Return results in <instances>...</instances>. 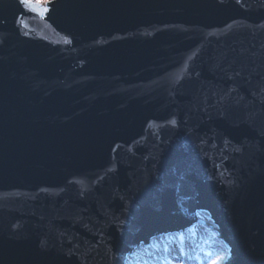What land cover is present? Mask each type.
I'll list each match as a JSON object with an SVG mask.
<instances>
[{
    "label": "water",
    "instance_id": "95a60500",
    "mask_svg": "<svg viewBox=\"0 0 264 264\" xmlns=\"http://www.w3.org/2000/svg\"><path fill=\"white\" fill-rule=\"evenodd\" d=\"M202 210L264 264V0H0V264H125Z\"/></svg>",
    "mask_w": 264,
    "mask_h": 264
},
{
    "label": "rangeland",
    "instance_id": "374dc122",
    "mask_svg": "<svg viewBox=\"0 0 264 264\" xmlns=\"http://www.w3.org/2000/svg\"><path fill=\"white\" fill-rule=\"evenodd\" d=\"M35 1H38L40 3H45L48 0H35ZM198 217H200L202 219L201 222L203 224L199 225V224L195 223V224H192L188 228H192L194 231H199L201 234L199 237L201 239V241L199 244H193V245H197V247H193L192 245H189V246H191L192 250L195 252V255L189 256L187 261L189 264H213V262H215V264H216L219 257L211 255V253H210L211 249H208V248L206 249L203 246L204 245L205 246L210 245L213 247H217V246H214L213 244H210L216 239L219 240L217 233H216L215 229L210 228L206 225L207 217L205 215H201ZM179 232H181V231L174 232V233H176L177 235H180L182 232L181 233H179ZM170 234H173V233H170ZM165 236H167V235H165ZM165 236H163L161 243L158 241V239H159L158 237L153 236L154 240H152V242H150V240H149L148 245L144 247L145 250L147 251V254L145 256L146 258L142 257L143 260H140V261L136 260L135 264H145V262H147V264H164V261L166 264H175V261H173L171 258L168 257L167 252L165 253L163 251V248H165V246H167V248H169L168 247L169 244L164 239ZM171 236H173V235H171ZM155 239H157V240H155ZM196 242H199V240L196 239ZM200 245H202V246H200ZM198 246H200V247H198ZM174 250L176 251L177 249L174 248ZM203 250L207 252L205 257L203 255V254H205V252ZM139 252H141V250ZM185 262H180V263H176V264H185Z\"/></svg>",
    "mask_w": 264,
    "mask_h": 264
},
{
    "label": "bare ground",
    "instance_id": "6f19581e",
    "mask_svg": "<svg viewBox=\"0 0 264 264\" xmlns=\"http://www.w3.org/2000/svg\"><path fill=\"white\" fill-rule=\"evenodd\" d=\"M197 215L201 216V215H205V213L204 212H197ZM207 223H208L207 226L212 228L213 223L211 222L210 219L207 221ZM181 232H179V233H181L180 235H177L176 233H173V234L169 233V234H162V235L157 236V237L159 238L158 241L161 243L163 236L167 235L164 237V239L169 244L168 247L170 249L168 248V251H165L164 250L165 248H163V251L165 253L167 252L168 257L171 258L173 261H175V264L180 263V262H185V261H186L185 264H189L187 259L189 258V256L195 255V252L192 250L191 246H189V245H192L193 247H197V245H193V244H199L200 243L201 239L199 237L201 234L199 231H194L192 228H187ZM171 235H173V236H171ZM196 239L199 240V242H196ZM152 240H154L153 237L150 239V242H152ZM155 240H157V239H155ZM210 244H213L214 246H217V247H213L210 245L209 246L204 245L203 247H205L206 249L207 248L211 249V252H210L211 255L219 257L216 264H223V260H224L225 254H226V250H225L224 246L217 239L214 240ZM145 246L146 245L140 244L138 247H136L137 249H134L132 251V254L130 256H128V258L126 260V264H135L136 260L140 261V260H143V258H146L145 256L147 254V251L144 248ZM200 246H202V245H200ZM200 246H198V247H200ZM174 248H176L177 250L175 251ZM140 250H141V252H139ZM204 252H205V254H203V255L205 257L207 252L206 251H204ZM220 257H223V259L221 260ZM164 264H166L165 261H164Z\"/></svg>",
    "mask_w": 264,
    "mask_h": 264
},
{
    "label": "snow or ice",
    "instance_id": "6c2138e0",
    "mask_svg": "<svg viewBox=\"0 0 264 264\" xmlns=\"http://www.w3.org/2000/svg\"><path fill=\"white\" fill-rule=\"evenodd\" d=\"M26 2V0H22V3H25ZM172 123H175V121H172ZM165 251H168V248H167V246H165V249H164ZM220 259L222 260L223 259V257H220ZM145 264H147V262H145ZM213 264H215V262H213Z\"/></svg>",
    "mask_w": 264,
    "mask_h": 264
}]
</instances>
